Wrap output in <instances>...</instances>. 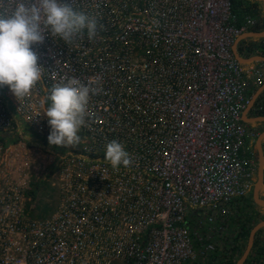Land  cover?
<instances>
[{"label": "built area", "instance_id": "2783aa9c", "mask_svg": "<svg viewBox=\"0 0 264 264\" xmlns=\"http://www.w3.org/2000/svg\"><path fill=\"white\" fill-rule=\"evenodd\" d=\"M16 2L0 0V13ZM63 2L95 18L97 33L65 44L46 31L32 46L41 77L30 93L0 87V158L1 136L20 123L49 135L54 85L75 77L98 91L80 143L51 175L58 203L48 216H31L24 189L0 184V264H229L259 169L260 132L244 112L264 83V61L244 64L233 46L260 10L241 19L234 0ZM260 41L245 47L263 51ZM261 95L254 116L264 115ZM112 140L129 166L106 161Z\"/></svg>", "mask_w": 264, "mask_h": 264}, {"label": "clouds", "instance_id": "9594fccd", "mask_svg": "<svg viewBox=\"0 0 264 264\" xmlns=\"http://www.w3.org/2000/svg\"><path fill=\"white\" fill-rule=\"evenodd\" d=\"M87 30L89 40L97 33V22L63 0H17L10 12L0 13V87L7 85L17 98L27 96L41 77V66L32 46L43 43L46 31L71 44ZM98 90L68 78L54 85L45 113L50 145L74 147L85 125L89 95ZM105 159L113 169L131 163L129 153L117 140L106 145ZM253 198V195H252Z\"/></svg>", "mask_w": 264, "mask_h": 264}, {"label": "rangeland", "instance_id": "374dc122", "mask_svg": "<svg viewBox=\"0 0 264 264\" xmlns=\"http://www.w3.org/2000/svg\"><path fill=\"white\" fill-rule=\"evenodd\" d=\"M262 11H264L263 8L260 9V15L264 16V12ZM239 50L241 51V48ZM252 126L257 128L260 134L264 131V122H257ZM6 134L7 136L11 135ZM13 136L17 137L16 142L8 144L6 150L4 147L2 149L4 159L0 158L2 160L0 163V184L7 181L11 185L24 189L26 207L30 215L34 217H46L56 208L58 203V198L52 185L53 173L58 168L57 164L60 155L66 153L72 147L50 145L47 139L48 135L40 134L39 131L34 130L30 125L25 123L19 124V131L13 133ZM5 152L7 155L6 159L4 157ZM34 184L39 186L35 197L28 193L30 190H33ZM260 196L264 198V187L261 189ZM246 201L247 207L243 211L245 217L243 219L242 216H239L240 223L245 224L243 226V233L241 234L242 243L239 253L233 258L232 263H236L239 260L247 247L249 239L245 234L247 230L264 219V208L256 204L251 196ZM254 216L256 217L255 220L253 219ZM255 242L261 246L264 245V228L257 233ZM220 254L222 255V252ZM250 257L252 263L255 264L258 260L255 252H251ZM261 259L262 264H264V256ZM213 264L222 263L216 261Z\"/></svg>", "mask_w": 264, "mask_h": 264}, {"label": "water", "instance_id": "95a60500", "mask_svg": "<svg viewBox=\"0 0 264 264\" xmlns=\"http://www.w3.org/2000/svg\"><path fill=\"white\" fill-rule=\"evenodd\" d=\"M264 2V0H263ZM259 37L264 38V30L263 31H257V32H248L243 35H241L236 43L233 46L234 53L237 57V59L246 64L254 61H264V55H256L253 57L245 58L237 50V44L242 41L243 39L247 37ZM264 92V83L258 88V90L255 92V94L252 96V99L250 101V104L248 108L244 112V121L247 123H257V122H264V115H258L254 117H250L248 114H250L251 108L254 106L255 102L257 101L258 97ZM257 151L259 155V169H258V176L257 181L254 187L253 191V199L256 202V204L262 206L264 208V198H262L261 195V189L264 187V131L261 132L257 139ZM264 228V219L260 222L256 223L253 228L250 231L249 239L247 243V247L245 251L243 252L242 256L239 258V260L236 262V264H245L247 259L249 258L252 248L255 244L256 235L257 233Z\"/></svg>", "mask_w": 264, "mask_h": 264}, {"label": "trees", "instance_id": "16d2710c", "mask_svg": "<svg viewBox=\"0 0 264 264\" xmlns=\"http://www.w3.org/2000/svg\"><path fill=\"white\" fill-rule=\"evenodd\" d=\"M249 0H245V2H243L242 0H234V3H235V8L234 10L236 12H238L239 14H243L245 15V13H248V12H258V10H260L256 4H250L248 3ZM263 4V3H262ZM262 8V6H261ZM262 28V25L258 28V29H261ZM256 44V43H255ZM264 52V50H263ZM260 97V96H259ZM262 98V95L261 97L259 98L261 100ZM1 139L4 140L6 142V145L8 144H13L16 142L17 140V137H14L13 134H11L10 136L8 135H3L1 136ZM37 184H34L33 186V190H30L28 193L35 197L36 194H37V191L39 189V186ZM244 213V212H243ZM245 214V213H244ZM253 228V227H252ZM250 228L249 230H247V232L245 233L246 234V237L249 238V234H250V231L251 229ZM252 252H255L256 256L258 257V259H261L263 256H264V245H259L257 242H255L254 244V247H253V251ZM255 256V255H254ZM253 257V256H252ZM247 264H253L252 261H251V257L249 256V258L247 259L246 261ZM229 264H235L230 262Z\"/></svg>", "mask_w": 264, "mask_h": 264}, {"label": "crops", "instance_id": "0c3cea01", "mask_svg": "<svg viewBox=\"0 0 264 264\" xmlns=\"http://www.w3.org/2000/svg\"><path fill=\"white\" fill-rule=\"evenodd\" d=\"M242 1L245 2L244 0H242ZM262 3H263V0H262ZM262 8L264 9V3L262 4ZM262 12H264V11H262ZM237 14L239 15V17L241 19L244 18L245 15H246V13L244 15V13L243 14H239L238 12H237ZM261 25H262V28L261 29H258ZM263 30H264V16L262 15V21H261V23L258 25V27H256L254 30H251L250 32H257V31H263ZM260 40H261V38H259V37L255 38V36L247 37V38H245V40L243 39L242 41H240L237 44V50L240 53V55H242L245 58L253 57V56H256V55H260V54L261 55H264V52L263 51H262L263 53H261V51L260 52L259 51L253 52V51H250L249 49H246V47H245L246 45L250 46L251 44L260 43L261 42ZM240 48H241V51L239 50ZM246 64H248V63H246ZM258 88H253L252 87L251 92H252L253 95L258 90ZM248 115L250 117H254V114L251 111H250V114H248Z\"/></svg>", "mask_w": 264, "mask_h": 264}, {"label": "bare ground", "instance_id": "6f19581e", "mask_svg": "<svg viewBox=\"0 0 264 264\" xmlns=\"http://www.w3.org/2000/svg\"><path fill=\"white\" fill-rule=\"evenodd\" d=\"M264 3V2H263ZM253 38V37H252ZM255 38H257V37H255ZM245 40V39H244ZM240 47V46H239ZM261 55V54H260ZM252 63V62H251ZM45 135V134H44ZM60 147V146H59ZM61 149V148H60ZM62 150V149H61ZM66 150V149H65ZM63 151H64V149H63ZM67 151V150H66ZM257 236V235H256ZM252 252V251H251Z\"/></svg>", "mask_w": 264, "mask_h": 264}]
</instances>
